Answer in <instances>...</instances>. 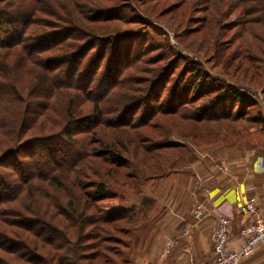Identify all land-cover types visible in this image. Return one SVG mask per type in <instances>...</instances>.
I'll return each mask as SVG.
<instances>
[{
	"label": "trees",
	"instance_id": "16d2710c",
	"mask_svg": "<svg viewBox=\"0 0 264 264\" xmlns=\"http://www.w3.org/2000/svg\"><path fill=\"white\" fill-rule=\"evenodd\" d=\"M11 1L0 0V131L5 137L8 135L9 142L14 134L16 137L10 145L5 141L7 146L0 148V208L34 185L39 188L40 183L46 182L61 185L59 172L70 171L91 161L90 158L107 163L108 167L102 172L88 165V176H91L90 172L104 176L88 182V191L82 193L85 199L77 197L79 204L74 205L73 199L67 201V210L63 209L64 220L56 219V207L50 213L51 221L38 217L22 220L26 226L23 227L35 237L33 241L28 236L35 250L41 247L45 254H38L18 237L12 239L11 235L3 236L0 249L19 251L21 261L26 264H81L84 259L85 264H137L130 253L154 239L158 220L164 213L148 184L171 173L185 172V154L193 151L188 143L179 139L167 136L156 140L139 131L134 134L133 143L139 145L144 155L135 158L133 154L130 158L126 155L128 146L121 138L112 144L96 137L97 132H104L106 125L120 131L145 127L159 130L163 127L160 116L176 114L196 125L202 124V127H195L198 132L191 134L192 147L221 143L225 148L258 147L264 152V85L260 87L264 67L257 70L252 63L259 60L249 58L246 67L253 75L251 83L259 85L263 96L256 113L252 110L259 103L254 98L258 87L248 86L247 94L251 95H247L233 88L222 89L217 79L219 85H211L202 91L209 77L207 72L200 75V63L197 62L199 67L187 65L172 77L175 60L163 64L164 58L160 54L152 58L154 61L150 64L155 66L154 75L140 93L139 88H143L140 84L145 80L137 74L127 76L125 70L134 67L140 70L136 67L137 59L143 55L144 49L139 38L146 22L143 16L130 11V3L122 0L120 3L118 0H71L70 5L63 0ZM47 3H53L58 9H48ZM238 3L242 16L257 11V7L252 9L249 0H239ZM262 3L264 5V0L257 4ZM211 4L203 5L204 11ZM223 6H215L217 11L212 14H219V8ZM37 21L41 22V33L32 34L35 31L30 32L31 27ZM249 21L256 22L264 30L263 17L242 20L243 23ZM116 22L127 27L101 30L109 26L98 24ZM211 38L202 37V41L205 43ZM217 45L220 56L225 55L229 43ZM135 48L140 51L134 53ZM237 52L225 57L227 65L241 56ZM158 63H162L160 67ZM194 80H197L195 84ZM167 84L170 85L168 88ZM189 88L195 95H190ZM200 99L206 100L196 107ZM186 107H193V111H183L182 108ZM18 109L22 111L20 123L11 127V116ZM107 114L112 115L107 118ZM134 115L139 119H134ZM39 117L50 125L39 124L35 127L39 133L31 135L29 130L41 120ZM87 132L93 137L89 142L86 137H77ZM95 143L100 147L94 146ZM41 144H45L46 151L38 148ZM120 145L123 148H118ZM61 148H65L62 153L58 152ZM161 150L170 153L162 154ZM16 152L23 154L24 163L12 161ZM5 163L7 165H3ZM18 163L20 168L31 171L38 168V172L22 173ZM7 167L11 169L6 170ZM7 183L13 188L8 189ZM28 205L27 209H30L31 202ZM59 241H64L69 256L54 253L60 246ZM20 248L24 250L20 251ZM87 248L88 252H84Z\"/></svg>",
	"mask_w": 264,
	"mask_h": 264
},
{
	"label": "rangeland",
	"instance_id": "374dc122",
	"mask_svg": "<svg viewBox=\"0 0 264 264\" xmlns=\"http://www.w3.org/2000/svg\"><path fill=\"white\" fill-rule=\"evenodd\" d=\"M69 1L71 0H63L62 2L72 5ZM120 1L121 0H118V3H120ZM238 1L239 0H122V2H125L127 4L130 3L132 6V10L130 8V11H134L135 13L143 16L145 18L144 21L146 22H144L146 25L143 26V34L139 38V41L143 43L144 49L143 55H141L137 59L138 65L136 67H138V69L140 70H135V67L125 70L127 76L129 74L130 76L137 74V77L145 80L140 84L143 86V88H139L140 93L148 84L147 81L149 80V78L154 75L153 69L155 68V66H152L150 64L151 61H154V59L152 58L157 57L160 54L164 58L163 64L171 61L173 62V60H175L172 64L174 67V75L172 77H175L179 72H181L183 67L187 65H193L194 67H196L198 66L197 62L200 63V75H204V73L207 72L209 77L207 85L202 86V91H204L206 88H209L211 85H219L216 81L217 79H219V82L221 83L220 85L223 87L222 89L233 88L237 91L239 90L242 93L247 94V91L249 90L248 86H254L250 80L253 76L251 74L252 72L246 70V67L250 63L248 59L252 58V60H259L252 62L257 70H259L261 67H264V30H262V27L254 21H249L247 23L245 22V24L242 22V20L259 16L264 18V5L263 3L261 5L257 4L259 3V0H256L254 2L249 0L252 9H254V7H257V11L254 14L242 16L240 14L241 5L238 3ZM11 2L12 1L9 0V3ZM216 2H218L220 6L225 5L222 8H219L220 12L219 14H217L218 16L212 14L217 11L216 7L218 4H216ZM209 3H212L210 8L204 11L203 5L208 6ZM46 6L48 9H50L51 7L57 8L53 3H47ZM26 7L28 6H25L24 8ZM43 17L49 18V16ZM213 17L215 21L214 19H212ZM40 23V21H37L35 25L31 27L30 32L35 31L32 34L41 33V31H39L41 30ZM98 24L109 26L103 27V29L101 30H112L116 28L121 29L127 27V25L123 23L119 24L117 22L114 24ZM128 27H131V25H129ZM194 29L197 30L194 31ZM211 35H213V38H211ZM202 37H208V39L211 38V40H206V42L203 43ZM225 42L229 43V45L227 46L225 55L220 56L219 51L221 50L218 49L219 45H217V43L220 44ZM255 43H258L257 47L254 46ZM135 49L136 50L134 53L140 51L137 48ZM235 52H237L238 55L241 56L232 59V63L230 65H227V63L225 62V57L228 55L230 56ZM131 56H133V54ZM161 64L162 63H158L157 66L160 67ZM101 66L102 62L96 68L97 71L101 68ZM13 76H16L15 71L13 73ZM123 76L125 75H122V77ZM196 81L197 80H194L193 84H195ZM260 85V87L264 85V76H262V83ZM169 86L170 85L167 84L166 88H168ZM188 87H190V85H188ZM254 87H258L256 88L257 95L254 98H256L259 103L256 108H253L252 110L253 113H256L257 109H259L260 102L263 96L261 95V89L259 88V85H255ZM188 90L191 89L189 88ZM191 94L192 96L195 95L192 90L190 95ZM180 97H182V95H180ZM205 100L206 99H200L196 103V107L198 105H202ZM248 105L251 106L250 103ZM143 107L144 106H142V108ZM192 108L193 107H186L182 108V110L193 111ZM21 115L22 111L18 109V112L11 116V127H14L15 125H18L20 123ZM111 115L112 114H107L106 117L110 118ZM39 119L41 120L39 122L36 121L34 123V127L29 130V133H31V135L39 133L38 130H35V127L39 124L45 127L47 125H50V123L46 119L41 117H39ZM134 119H139V116L134 115ZM159 119L160 124L163 125V127L159 130L145 127L137 129H124L120 131L115 128L107 127L106 125L105 127L101 126L104 127V132H97L96 137L102 138L105 140V142L112 144H115L117 140H119L118 137L121 138V141L123 143H126V145L128 146V154L124 152V149H121L120 151L130 158H132L133 154H135V158L144 155V153L140 150L139 145L133 143V141H135L134 134L139 131L144 136L149 135L153 138H156V140L165 139L167 136H170L173 139H179L186 144L188 143L187 145L190 149H192L193 153L189 152L191 155H189V153L185 154L187 156V160L184 163L189 164L192 161H197V159L201 157V154H207L209 152V148L205 146L200 147V145H195L192 147L191 145L194 141L192 138H190L192 137L191 134L196 133V131L198 132V129H195V127H202V124L198 123L196 125V123L181 119L176 114L163 115L160 116ZM32 120L33 119H29V121ZM212 124L214 125V122H212ZM11 127L8 133H10ZM167 130H171V132L167 133ZM91 133H82L77 137L80 139L86 137V140L89 142L91 139H93ZM41 134L42 133L36 135ZM7 136L8 135H6V137ZM137 136L138 134L136 135V139ZM6 137L0 131V142L3 141L2 147L0 146L1 149L7 145H10V143H12L11 141L14 140L16 136L14 134L13 138L10 139V142ZM74 138L76 137L74 136ZM5 141L7 142V145H5ZM93 145L96 147H100L96 143ZM41 147L43 151L47 150L45 144H41L38 146V148ZM118 148H123V146L120 145L118 146ZM243 149H246V147H243ZM256 149L259 148L256 147ZM64 150L65 148H61L60 150H58V152L62 153L64 152ZM27 151L28 150H26V153H28ZM161 151L162 154L164 153L168 155L170 153L166 150ZM12 158L13 162H17L18 160L21 161V163H24L22 160V158H24L23 154L20 155L18 152H16V154H14L11 159ZM146 158L148 159L147 155ZM90 159L91 161H87L85 164H80L76 168H72V170L70 171L67 170L64 172H59L57 175L59 180L61 181V185H55L51 182L40 183L41 188L34 185L31 187V189L29 188L28 190H26L20 197L17 196L11 199L9 202L3 204V206H1L0 208V241L3 239V236L9 237V235H11L13 236L11 237L12 239H16L18 237V240H20L22 243H27V245L32 247L34 251L37 250L39 252L38 254H45L44 250H42L41 247H38V244H36L38 248L35 250L33 244L35 237L30 236L27 229L24 228L26 226L22 224V220L29 218L34 219L35 217H38L51 221L52 215L50 213L52 211L54 212L53 207H56L58 211L56 219L64 220L65 217L63 209L67 210V201L73 199L72 202L74 203V205L75 203L79 204V199L77 197L85 199L82 193L88 191V182L94 180L95 178L104 176L98 173L94 175L91 172V176H88V165H93L95 168L101 169L102 172H105V169L108 167L107 163L99 162V160L98 162H95V160H92V158ZM3 165H7V163ZM17 166L20 168V163H18ZM9 169H11V167L6 168V170ZM20 170L22 171V173L38 172V168L32 169V171L28 168H20ZM42 170L44 169L42 168ZM161 180L162 179H158L157 182L151 181L150 184H148L153 194H155L154 185L157 186L156 183ZM13 183L19 182L13 181ZM3 185L4 184L1 183L2 187ZM7 187L8 189L13 188L12 185L8 183ZM69 189L71 190V192L69 191ZM71 194L73 197L71 196ZM155 196H157V199L160 202L165 201L164 196H166V194L164 190L158 192ZM136 198L137 197L135 196L134 199ZM29 202H31L32 206L29 207L30 209H27L29 206ZM83 204L84 201L82 200V205ZM30 210L32 211L30 212ZM68 210L72 212V209L69 206ZM15 223H18L19 225L14 226ZM28 236L31 237L33 241L30 240ZM4 241H6V239H4ZM59 243L60 246L54 250V253L64 257L69 256V252H67L69 249H67V247L65 246L64 241H59ZM82 244H84V241L80 244V246L83 248ZM149 244L150 246L148 247ZM149 244L147 243L143 248H139L138 250L136 249L134 252L130 253V257L132 258L133 256L134 261L137 264L159 263L158 260L154 258V252L152 251L154 239H151ZM74 247L75 246H73V248ZM172 247L173 245L169 247V250L167 252L164 251V257H166V255L168 256V254L171 252L170 250ZM45 248H48V246H46ZM19 250H24V248H20ZM255 250L256 251L253 254L243 257L238 264H264V244L260 245ZM84 252H88V248ZM21 258L22 255L19 253V251L11 252L0 249V263L2 264H26L21 261ZM85 262L86 259H84L81 264H85ZM164 262L165 264H173L166 261Z\"/></svg>",
	"mask_w": 264,
	"mask_h": 264
},
{
	"label": "crops",
	"instance_id": "0c3cea01",
	"mask_svg": "<svg viewBox=\"0 0 264 264\" xmlns=\"http://www.w3.org/2000/svg\"><path fill=\"white\" fill-rule=\"evenodd\" d=\"M207 148V154L183 165L185 172L171 173L154 185V196L162 190L166 194L164 202L155 196L164 211L152 246L157 264H185L187 256L201 263L207 261L212 256L210 234L220 215L229 219L226 248H240L245 239L243 228L252 220L240 206L249 196L254 197L264 218V152L255 148H225L221 143ZM198 203L202 204L204 214L195 221L193 209ZM186 227L190 228V235L181 237L164 257L168 241Z\"/></svg>",
	"mask_w": 264,
	"mask_h": 264
},
{
	"label": "built area",
	"instance_id": "2783aa9c",
	"mask_svg": "<svg viewBox=\"0 0 264 264\" xmlns=\"http://www.w3.org/2000/svg\"><path fill=\"white\" fill-rule=\"evenodd\" d=\"M240 210L244 213H249L252 217L251 222L243 228L245 239L240 248H226L229 233V219L226 216L220 215L217 218L216 226L210 234L212 256L203 263L195 261L192 256H187L185 264H238L243 257L250 255L260 245L264 244V218L258 211L254 197L249 196L246 198L241 204ZM203 214L204 210L202 204H196L193 209L195 221H198ZM189 235L190 228L186 227L179 235L168 241L164 251L167 252L170 246L176 245L181 237H188Z\"/></svg>",
	"mask_w": 264,
	"mask_h": 264
}]
</instances>
